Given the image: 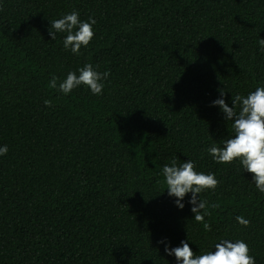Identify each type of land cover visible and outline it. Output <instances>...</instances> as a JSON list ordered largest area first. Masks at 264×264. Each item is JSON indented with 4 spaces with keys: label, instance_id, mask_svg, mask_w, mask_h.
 <instances>
[{
    "label": "trees",
    "instance_id": "trees-1",
    "mask_svg": "<svg viewBox=\"0 0 264 264\" xmlns=\"http://www.w3.org/2000/svg\"><path fill=\"white\" fill-rule=\"evenodd\" d=\"M137 2L0 0V264H178L166 245L201 255L222 239L264 264V193L240 161L207 151L233 135L212 104L220 91L232 107L264 87V0ZM73 11L96 20L80 55L64 48L67 33L49 36ZM86 64L110 73L101 95L48 87ZM173 159L220 182L200 194L219 204L211 231L191 193L183 209L168 195Z\"/></svg>",
    "mask_w": 264,
    "mask_h": 264
},
{
    "label": "clouds",
    "instance_id": "clouds-1",
    "mask_svg": "<svg viewBox=\"0 0 264 264\" xmlns=\"http://www.w3.org/2000/svg\"><path fill=\"white\" fill-rule=\"evenodd\" d=\"M79 17V12L73 11L60 19L50 21L49 29L52 40L56 39L57 33H67L63 41L64 48H70L76 55H80L81 48L87 47L94 38L93 25L96 24V20L91 17L89 21H81ZM258 43L264 51V39H260ZM109 75L107 71L100 73L92 64H86L79 69V75L76 72H69L63 81H58L55 76L52 77L48 87L68 95L75 88L84 85L94 95H101L104 88L102 81ZM224 96L225 92L221 90V98L216 99L212 104L219 106L226 120L232 122L233 135L224 140L223 147L213 144L207 151L216 163L231 164L240 161L244 170L252 174L256 188L264 193V87H257L247 96H232V107L225 102ZM44 104L50 107L52 101L45 100ZM7 151V145L0 147V155H6ZM162 174L168 195L177 198L175 201L177 207L183 209L184 204L181 201L191 193L189 203L193 205L191 211L195 214V221L202 223L205 231H211V225L205 221V216L211 215L209 208H219V204H209L200 197V194L205 190H215L219 186L220 182L215 174L198 172L195 163L190 159L182 164H178L177 160L173 159L171 166H163ZM236 219L245 227L250 224V221L242 216H237ZM214 248L215 251L197 255L187 241H181L179 247L170 248L166 245L165 253L174 255L178 264H256L255 258L250 255L249 246L243 240L233 242L222 239L214 245Z\"/></svg>",
    "mask_w": 264,
    "mask_h": 264
},
{
    "label": "rangeland",
    "instance_id": "rangeland-1",
    "mask_svg": "<svg viewBox=\"0 0 264 264\" xmlns=\"http://www.w3.org/2000/svg\"><path fill=\"white\" fill-rule=\"evenodd\" d=\"M138 1H139V2H137L138 5H135V6L140 7L141 5H143V2H141V0H138Z\"/></svg>",
    "mask_w": 264,
    "mask_h": 264
}]
</instances>
